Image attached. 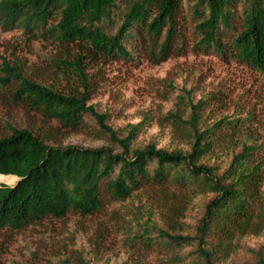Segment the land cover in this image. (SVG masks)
I'll return each instance as SVG.
<instances>
[{
	"label": "trees",
	"instance_id": "1",
	"mask_svg": "<svg viewBox=\"0 0 264 264\" xmlns=\"http://www.w3.org/2000/svg\"><path fill=\"white\" fill-rule=\"evenodd\" d=\"M115 10V0H0V29L22 27L67 47L68 60L59 62L56 76L70 84L69 89L52 88L4 61L0 97L38 113L41 124L31 130L5 122L0 175L15 184H0V229L19 231L48 219L97 215L110 202L149 191L164 222L141 226L152 239L138 256L178 264L179 250L195 245L196 256L187 264H216V247L227 249L236 238L264 231V140L248 130L238 133L227 119L200 128L198 105H192L186 120L178 111L170 113L187 125V150L153 143L131 148L133 136L118 137L87 100L98 67L113 60L160 63L192 49L264 73V0H136L117 26L111 20ZM87 114L118 144L117 151L63 143L72 132L88 129ZM228 155L221 170L219 160ZM194 192L210 196L195 234L183 235L177 231L180 218ZM240 264H264V251L252 263Z\"/></svg>",
	"mask_w": 264,
	"mask_h": 264
},
{
	"label": "rangeland",
	"instance_id": "2",
	"mask_svg": "<svg viewBox=\"0 0 264 264\" xmlns=\"http://www.w3.org/2000/svg\"><path fill=\"white\" fill-rule=\"evenodd\" d=\"M115 1L111 20L117 26L121 14L136 0ZM111 20L105 21V25H110ZM189 43L191 48V39ZM68 52L61 43L25 32L22 27L0 29V76L6 61L20 67L28 79L58 90L69 89L70 84L56 76L62 66L59 62L68 60ZM96 69L92 68V72ZM94 78L97 84L87 105L93 106L118 137L133 136L131 148L153 143L167 150H187L183 134L187 125L170 113L178 111L186 120L192 105H198L200 128L227 119L232 120L230 125L236 126L238 133L248 130L264 140V73L237 62H224L212 53L187 49L185 54L172 55L160 63L147 59L137 63L113 60L98 67ZM94 117L88 115V129L72 132L63 143L109 146L117 151L118 144L99 127ZM5 122L36 130L41 116L3 96L0 97V135L8 131ZM229 160L230 155L221 157V170ZM10 181L9 177L0 175V184H15H8ZM209 196L197 192L188 194L186 210L180 218L183 225L177 231L183 235L195 234ZM157 206L149 191H140L124 201L110 202L97 215L73 214L48 219L19 231L0 229V264H155V259H150L152 255L142 259L137 253L152 239L150 232L140 231L141 226L145 222L161 226L164 222ZM195 249V245L182 247L176 263L180 264V258L182 264H187L186 260L196 256ZM262 251L264 231L236 238L233 247H216L213 257L216 264L252 263Z\"/></svg>",
	"mask_w": 264,
	"mask_h": 264
}]
</instances>
